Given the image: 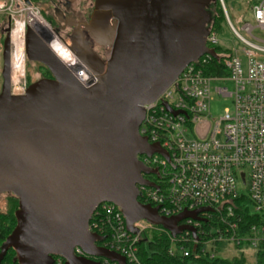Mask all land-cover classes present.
Instances as JSON below:
<instances>
[{"label":"water","instance_id":"95a60500","mask_svg":"<svg viewBox=\"0 0 264 264\" xmlns=\"http://www.w3.org/2000/svg\"><path fill=\"white\" fill-rule=\"evenodd\" d=\"M217 0H96L83 30L104 46L101 59L82 43L69 49L95 78L83 87L53 50L30 28L25 53L42 63L52 78L30 84L20 95L11 93L10 44L3 49V86L0 93V195L18 199L16 226L2 254L14 249L19 264H101L91 257L126 264L105 247L103 237L89 232L96 209L117 206L127 229L145 221L175 237L202 220L201 210L167 218L157 207L138 199V187L156 186L142 174L139 156L168 158L151 145L139 129L145 106L157 101L184 69L204 55L219 59L207 47L209 8ZM244 180V176H242ZM84 256L77 257L75 248Z\"/></svg>","mask_w":264,"mask_h":264},{"label":"built area","instance_id":"2783aa9c","mask_svg":"<svg viewBox=\"0 0 264 264\" xmlns=\"http://www.w3.org/2000/svg\"><path fill=\"white\" fill-rule=\"evenodd\" d=\"M32 1L0 0V21L4 18L12 24V66L13 60H20L23 67L21 55L25 53L28 28L37 35L50 31L40 8ZM217 1L243 45L242 51L223 57L226 76L206 74L214 59L211 55L188 65L157 101L145 106V119L139 129L141 136L159 144L168 155V158L144 155L143 164L158 169L161 180L156 186H139V201L157 207L167 218L201 210L202 220L211 217L218 220L217 228L211 226L203 241L198 239L204 233L202 220L188 218L180 223L194 229L196 238L189 230L175 237L166 231L172 240L169 249L172 256H189L197 248L205 253L208 247L218 243L231 247L248 244V249H255L258 244L255 229L251 237L238 236L234 207L236 200L245 195L257 211L264 209V37L254 36L255 29L264 32V0H245L250 21L243 22L242 33L232 25L224 0ZM208 30L207 47L215 50L219 43L218 31L209 25ZM240 55L245 57V64ZM64 65L83 87L95 85V78L77 59L68 57ZM213 81L233 83L231 92L226 87L215 89L217 94L233 102L232 111L227 109L219 119H212L210 115ZM19 88L23 91L16 95L26 90L20 84ZM240 186H246V191ZM134 228L136 233L129 232L121 210L104 203L94 212L89 232L103 237L104 247L123 256L126 264H137V244L152 226L140 221ZM188 237L194 244L192 252L182 243ZM75 252L83 251L77 247ZM53 264H63V259L57 257ZM104 264L116 263L104 259Z\"/></svg>","mask_w":264,"mask_h":264},{"label":"trees","instance_id":"16d2710c","mask_svg":"<svg viewBox=\"0 0 264 264\" xmlns=\"http://www.w3.org/2000/svg\"><path fill=\"white\" fill-rule=\"evenodd\" d=\"M209 12L212 17L209 26L218 31L219 23L225 19L219 1L209 8ZM215 51L219 59H212L206 74L210 76H226L227 72L224 68L223 57H228L231 54H226L219 47H216ZM10 196L12 197L11 207L16 209L18 207V199L12 195ZM234 210L236 212L235 221L239 223L238 236L241 238L251 237L253 229L257 233L258 244L254 249L255 262L253 264H264V209L257 211L252 201L247 196L241 195L235 202ZM202 221L201 228L204 233L198 237L201 241L207 239L211 226L217 228L218 220L215 217H211V219H203ZM13 227L14 222L12 219L11 228L13 229ZM171 242L169 234L163 228L152 227L148 229L142 234L137 244V264H250L246 260L244 251H241L238 256H227V252L231 247L227 243L213 244L208 247L205 253H200V249L197 248L196 253H190L189 256L180 254L172 256L169 253ZM182 243L186 247L185 249H190V252H192L194 244H192L191 237L184 239ZM242 246L244 244L233 247L240 248ZM245 247L249 250L248 244ZM212 253H215V255L212 256Z\"/></svg>","mask_w":264,"mask_h":264},{"label":"flooded vegetation","instance_id":"af4514ba","mask_svg":"<svg viewBox=\"0 0 264 264\" xmlns=\"http://www.w3.org/2000/svg\"><path fill=\"white\" fill-rule=\"evenodd\" d=\"M34 4H36L41 11L46 20L49 21L51 32L40 34L38 37L40 40L50 47L54 53L58 57L61 56L57 53L56 49L51 47L53 41L57 42L58 44L64 46L66 51L70 53L73 57H75L79 62L80 60L72 53L69 47L73 46L72 48L76 51H81L82 43H88L89 47L99 56L101 59L105 60L108 56L109 51V42L104 46L99 45L95 42L87 32L83 30V24L89 22L90 17L93 13L94 6L96 0H84L81 2H76V0H33ZM11 28L12 24L10 21L6 19H1L0 21V93L2 92L3 86V49H4V41L6 37H9V44H10V62H11V76H12V43H11ZM69 46V47H68ZM75 59V60H76ZM24 63H32L42 67H45L42 63L37 61H31L27 58L25 53L23 57ZM81 63V62H80ZM46 68V67H45ZM46 78H52L51 73L46 68ZM30 85V84H29ZM28 85V86H29ZM27 86V87H28ZM14 87V88H13ZM26 87V88H27ZM12 88L16 90H11L13 95L21 93L23 90L20 88H15L12 84ZM151 145H159L157 143H152L149 141ZM160 149L163 153L167 154L166 151L159 145ZM139 160L144 163V155L139 156ZM146 166V165H145ZM147 173H143L142 177L145 181L158 184L161 180V175L159 170L156 168H152L146 166ZM4 195V194H3ZM2 195H0L1 197ZM18 209H14L13 207H0V264H19L16 258V253L14 249L10 248L6 252L2 254L3 245L9 235L12 233L13 229L16 226V217L15 212ZM201 218V217H200ZM12 219L14 222L13 229L12 226ZM202 219V218H201ZM92 222V219L90 223ZM89 223V225H90ZM12 229V230H11ZM93 234V233H92ZM97 247H104L103 241L96 242ZM75 251V250H74ZM83 253V252H82ZM76 254L77 257L84 256V254ZM57 257H54V261ZM91 259L104 264V258L98 257H91ZM109 261V260H108ZM63 264H66V261L63 260ZM117 264V263H116Z\"/></svg>","mask_w":264,"mask_h":264},{"label":"rangeland","instance_id":"374dc122","mask_svg":"<svg viewBox=\"0 0 264 264\" xmlns=\"http://www.w3.org/2000/svg\"><path fill=\"white\" fill-rule=\"evenodd\" d=\"M84 0H76V2H81ZM226 11L228 13L229 19L234 26V28L242 33V25L244 21H250V12L247 10L245 5V0H224ZM46 20V18H45ZM49 27V21L46 20ZM51 30V28H49ZM51 31H47L49 34ZM254 36L259 39H263L264 32L259 29L254 30ZM218 47L221 51L226 54L234 55L236 51H242L243 45L240 43L239 39L234 34L228 20L225 18L219 23L218 30ZM244 64L245 57L240 55ZM1 69V66H0ZM46 68L30 63H24L23 67L20 69L12 68L11 82L15 88L21 87L26 88L29 84H32L40 79L46 78ZM212 100L210 102V115L212 119H219L228 109L232 111L233 102L230 98H224L221 95L217 94L215 89L226 87L231 92L233 90V83L230 81H213L212 82ZM14 88V87H13ZM12 88V89H13ZM16 90V89H13ZM242 191H246V186H240ZM12 197L8 194H4L0 197V207H11L12 206ZM241 251L246 253V260L248 263L253 264L255 262L254 249L247 250L245 245L240 248L230 247L227 252V256H238Z\"/></svg>","mask_w":264,"mask_h":264},{"label":"bare ground","instance_id":"6f19581e","mask_svg":"<svg viewBox=\"0 0 264 264\" xmlns=\"http://www.w3.org/2000/svg\"><path fill=\"white\" fill-rule=\"evenodd\" d=\"M42 30H44V28H41ZM45 31V30H44ZM51 47H53V48H55L56 49V51H57V53L61 56V60L66 64V59L69 57V58H71V59H74L75 60V58L70 54V53H68L67 51H66V49H65V47L63 46L62 47V45H60V44H58L57 42H55V41H53V44H52V46ZM19 53V52H18ZM56 54V53H55ZM24 55H25V53H23L22 52V55H21V57H22V60H23V57H24ZM19 56H20V54H19ZM21 57H19V58H21ZM18 58V59H19ZM20 61V60H19ZM19 61H16V62H14V60H13V66H12V68H15V69H20L21 67H20V63H19Z\"/></svg>","mask_w":264,"mask_h":264}]
</instances>
